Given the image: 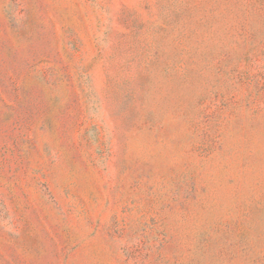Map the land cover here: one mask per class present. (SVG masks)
<instances>
[{
    "label": "rangeland",
    "instance_id": "1",
    "mask_svg": "<svg viewBox=\"0 0 264 264\" xmlns=\"http://www.w3.org/2000/svg\"><path fill=\"white\" fill-rule=\"evenodd\" d=\"M0 264H264V0H0Z\"/></svg>",
    "mask_w": 264,
    "mask_h": 264
}]
</instances>
